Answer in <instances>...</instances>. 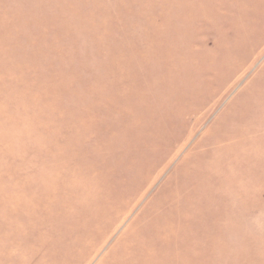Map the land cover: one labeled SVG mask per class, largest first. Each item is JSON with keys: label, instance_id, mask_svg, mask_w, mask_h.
I'll use <instances>...</instances> for the list:
<instances>
[{"label": "rangeland", "instance_id": "obj_1", "mask_svg": "<svg viewBox=\"0 0 264 264\" xmlns=\"http://www.w3.org/2000/svg\"><path fill=\"white\" fill-rule=\"evenodd\" d=\"M0 264H264V0H0Z\"/></svg>", "mask_w": 264, "mask_h": 264}]
</instances>
